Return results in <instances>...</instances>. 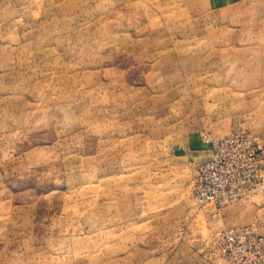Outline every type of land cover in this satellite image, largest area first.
<instances>
[{"label": "rangeland", "instance_id": "374dc122", "mask_svg": "<svg viewBox=\"0 0 264 264\" xmlns=\"http://www.w3.org/2000/svg\"><path fill=\"white\" fill-rule=\"evenodd\" d=\"M0 264H264V0H0Z\"/></svg>", "mask_w": 264, "mask_h": 264}, {"label": "built area", "instance_id": "2783aa9c", "mask_svg": "<svg viewBox=\"0 0 264 264\" xmlns=\"http://www.w3.org/2000/svg\"><path fill=\"white\" fill-rule=\"evenodd\" d=\"M208 146L210 158L197 167L192 196L199 205L221 209L236 196L232 180L255 167L258 150L254 139L244 132L230 133Z\"/></svg>", "mask_w": 264, "mask_h": 264}]
</instances>
